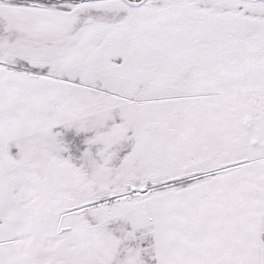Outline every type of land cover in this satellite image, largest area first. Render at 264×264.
Returning a JSON list of instances; mask_svg holds the SVG:
<instances>
[{
  "label": "snow or ice",
  "instance_id": "6c2138e0",
  "mask_svg": "<svg viewBox=\"0 0 264 264\" xmlns=\"http://www.w3.org/2000/svg\"><path fill=\"white\" fill-rule=\"evenodd\" d=\"M0 264H264V0H0Z\"/></svg>",
  "mask_w": 264,
  "mask_h": 264
}]
</instances>
